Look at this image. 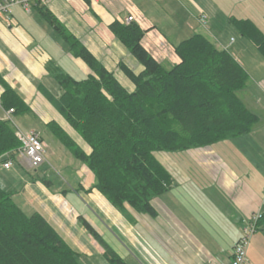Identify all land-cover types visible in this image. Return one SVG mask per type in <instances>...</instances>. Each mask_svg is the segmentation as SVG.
<instances>
[{
	"label": "crops",
	"instance_id": "crops-1",
	"mask_svg": "<svg viewBox=\"0 0 264 264\" xmlns=\"http://www.w3.org/2000/svg\"><path fill=\"white\" fill-rule=\"evenodd\" d=\"M46 6L128 90L134 87L117 63L123 61L135 73L143 67L108 28L114 19L126 21L128 16L145 30L141 41L144 47L166 66L180 60L174 52L175 44L201 33L229 50L250 76L244 57L251 52V45L247 41L239 45H234V41L227 43L218 35L224 27L236 32L229 23L231 16L254 21L250 17L259 7L256 0H91L89 5L84 0H50ZM201 15L205 24L199 20ZM0 32L4 36L3 45L0 44V74L30 107L21 118L32 113L45 128L48 121L55 119L72 133L36 86L42 83L54 94L60 93L46 69L47 63L74 78H85L89 69L51 35L49 40L35 29L28 31L14 23L10 27L5 21L0 22ZM256 79L246 88L253 93L252 102L264 107V71ZM1 90L0 86V93ZM260 122L258 119L254 126ZM260 126L251 132L257 135V148L241 149L236 145L238 138L247 135L244 134L215 143L220 148L225 145L221 150L211 144L156 152L155 157L173 181L152 200L154 216L139 214L127 205L122 209L112 206L93 188L94 176L83 163L72 170L82 175L81 179L65 178L62 182L42 174L35 181H24L17 190L8 191L13 200L18 193L27 192L28 200L38 207L36 211L83 255L81 264L109 263L104 249L80 219L89 223L127 264H229L231 248L242 235L245 222L253 214L264 212V151H260V145L264 147V124ZM19 128L38 131L44 144L43 134L33 126ZM84 148L87 149L85 144ZM2 163L0 181L4 185L20 182L15 180L22 176L20 168L30 167L27 159L17 153L8 169ZM40 168L47 171L43 165ZM11 170L12 175L8 173ZM246 261L264 264V220L258 222L250 237Z\"/></svg>",
	"mask_w": 264,
	"mask_h": 264
},
{
	"label": "trees",
	"instance_id": "trees-1",
	"mask_svg": "<svg viewBox=\"0 0 264 264\" xmlns=\"http://www.w3.org/2000/svg\"><path fill=\"white\" fill-rule=\"evenodd\" d=\"M31 6L89 69L85 78L76 79L47 63L60 93L42 83L36 86L87 149L59 121L52 119L45 126L92 172L93 188L117 209L127 205L139 214L155 215L152 200L173 181L156 152L183 151L248 134L258 121L237 94L249 73L229 50L205 35L194 33L175 44L180 60L166 66L142 44L145 30L138 23L111 21L109 30L143 67L135 73L123 61L117 63L134 87L128 90L45 4ZM229 23L264 59V32L259 26L232 16ZM0 86V106L14 109L12 121L0 120V160L5 162L12 161L20 145L13 115L27 113L30 107L1 74ZM261 220L264 212L256 225ZM80 222L104 249L109 264H127L89 223ZM0 264L81 263L79 253L44 215L25 213L0 185Z\"/></svg>",
	"mask_w": 264,
	"mask_h": 264
},
{
	"label": "rangeland",
	"instance_id": "rangeland-1",
	"mask_svg": "<svg viewBox=\"0 0 264 264\" xmlns=\"http://www.w3.org/2000/svg\"><path fill=\"white\" fill-rule=\"evenodd\" d=\"M256 3L258 4V8L257 11H253V13H251L252 19H254L255 23L259 26V28L264 32V17L263 12H264V1L263 0H256ZM261 12V14H260ZM12 21L14 24H21L26 30L30 31L31 29H35L40 33V36H45L46 39H50V37L48 35H51L54 40L59 41L60 43H62L63 45H65V42L59 37V35L54 32L50 26L45 22V20L34 10V8L32 6H30V11L26 12L24 11L20 6H15L13 9V15H12ZM249 17V16H248ZM231 27V26H230ZM220 35H218L219 37L221 36L222 41H226L228 43V41L233 43L234 41V45H239L241 42L243 41H247V43H249V45H251V52L250 53H246L245 54V59L247 60V68L250 72V76L249 79L245 85V87H243L242 89H240L239 91H237L238 96H240V98H242V100L245 102L246 105L249 106L250 110H252L254 113H256L258 115V119H261L260 125L264 124V107L262 106H257L252 102V97H253V93H251L249 91V88H246V86L248 84L253 83L255 80H257L256 78L259 77L262 72L264 71V59L260 56V54L256 51V49L254 48V46L245 38L241 37L237 32H235L234 30H228L226 27H224L222 30L219 31ZM15 33V32H14ZM231 36V37H230ZM230 37V39L228 40V38ZM3 40H4V36L2 34V32H0V44L3 45ZM0 63L3 65V60L1 62L0 59ZM16 64V63H15ZM18 66V65H16ZM76 78L81 79L83 78V75H77ZM54 92L55 90L52 89ZM40 99L41 96H39ZM43 100V99H42ZM45 101V100H44ZM26 115V114H25ZM21 116H23L22 114H16L13 115V122L16 124V126H20L21 128H23L24 130L26 129L25 127L27 126H33L34 128H36L37 130H39L44 137V162L42 164H40L37 167H26L23 166L22 168H20V172L22 173V176H18L17 179L20 182H15L12 183V181H9L8 185H4L3 183H1L0 181V185L5 189V190H17L21 184L24 183V181H31V180H36L38 179L42 174L44 175H51V177L53 179H57L58 181L61 180L62 182H65V178L67 180H71L72 178L74 179H81L82 175H80L79 173H72L73 168L77 169L80 167V165H82V163L77 160L76 158H74L71 153L68 151V149H66L57 138H55L47 128H45L44 126L42 127V123L40 122V120L37 118H34V116L32 115V113L29 114V116H26L25 118H21ZM259 124L254 126L252 128V130L249 132V134H247L246 136H241V138H238L237 140V144L239 146V148L241 149H247L249 146L251 148L258 147V139H257V135L255 133H251L253 131V129H255L256 131L259 130V128H261ZM256 127V128H255ZM72 135L76 138V140L78 141V143L82 146H84V142L82 141V139L80 138V136L72 131ZM217 143V142H216ZM221 143V142H219ZM260 144V143H259ZM214 145H216L214 143ZM216 147L218 149L221 150V148H225V145L223 144V146L220 148L219 145L217 144ZM260 147L262 148V150H260L261 152L264 151V147L262 145H260ZM259 151V152H260ZM172 155V154H171ZM1 163V160H0ZM43 165V168L46 167L47 171L42 172L41 171V166ZM15 168H17L18 163L15 162L14 164ZM67 167V168H66ZM66 168V169H65ZM19 169V168H18ZM12 171L8 172L10 175H12ZM3 173V172H0ZM6 174V173H5ZM21 188V187H20ZM19 196H15L14 200L18 203V205L24 210L25 213L27 214H31L32 212L38 210V207H35V205L33 203H31L28 200V193L26 192V194H21L18 193ZM82 254H79V262L82 263L81 258H82Z\"/></svg>",
	"mask_w": 264,
	"mask_h": 264
},
{
	"label": "built area",
	"instance_id": "built-area-1",
	"mask_svg": "<svg viewBox=\"0 0 264 264\" xmlns=\"http://www.w3.org/2000/svg\"><path fill=\"white\" fill-rule=\"evenodd\" d=\"M50 0H0V22L5 21L8 26L13 25V9L16 6H20L24 11L29 12L30 6L33 2L45 4ZM200 22L205 24L206 19L203 15L200 16ZM132 21V16H128L126 22ZM232 42V39L231 41ZM14 109H3L0 114V120L12 121V113ZM14 134L20 142L16 153L25 157L30 167H37L44 162V144L41 141L38 133L35 130L23 131L18 126L14 127ZM12 164L10 159H7L2 163V166L8 169ZM261 214L256 213L248 219L243 225L242 235L233 244L231 248V259L229 264H247L246 261V249L250 242V237L255 230L256 222L260 218Z\"/></svg>",
	"mask_w": 264,
	"mask_h": 264
}]
</instances>
